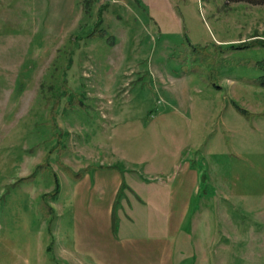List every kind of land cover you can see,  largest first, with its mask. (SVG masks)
I'll return each mask as SVG.
<instances>
[{
  "label": "rangeland",
  "instance_id": "obj_1",
  "mask_svg": "<svg viewBox=\"0 0 264 264\" xmlns=\"http://www.w3.org/2000/svg\"><path fill=\"white\" fill-rule=\"evenodd\" d=\"M63 1L0 0V264H264V4Z\"/></svg>",
  "mask_w": 264,
  "mask_h": 264
},
{
  "label": "crops",
  "instance_id": "obj_2",
  "mask_svg": "<svg viewBox=\"0 0 264 264\" xmlns=\"http://www.w3.org/2000/svg\"><path fill=\"white\" fill-rule=\"evenodd\" d=\"M84 0H68V5L71 6L72 8L74 7L75 11H73L74 13V19L73 22L76 23V26L78 29H80V23H81V17L82 15L84 14V8H83V2ZM31 2H33V4H36V5H39L41 0H31ZM60 2H62V0H55V3L59 4ZM63 2H66V0H64ZM136 2L139 3V0H136ZM96 8H98V6L96 5L95 6ZM63 29L61 30V33H62ZM73 31V30H72ZM116 44H114L115 46ZM136 179H139V178H136ZM141 179V178H140ZM119 182V181H118ZM119 184V183H118ZM126 184V190L127 192H125V194H127V197L130 195V194H133L135 196H137L139 198V196H141L139 194V180H134L132 181V183H128L127 181H124V182H121L120 184V187L118 189V185L116 186L115 188V194L118 195L119 191L121 190V187L122 185ZM110 213H113V210L110 209L109 210Z\"/></svg>",
  "mask_w": 264,
  "mask_h": 264
},
{
  "label": "trees",
  "instance_id": "obj_3",
  "mask_svg": "<svg viewBox=\"0 0 264 264\" xmlns=\"http://www.w3.org/2000/svg\"><path fill=\"white\" fill-rule=\"evenodd\" d=\"M232 1H246V2H249V3H252V4H264V0H232ZM263 45H264V42H261ZM261 69L263 71L262 75L259 77V84L264 86V62L262 63L261 65ZM235 106L237 107V109H239L240 111H242L243 113H247V111L242 108L240 105L238 104H235ZM56 180H58V177L56 178ZM58 184V187L56 189L59 190V183Z\"/></svg>",
  "mask_w": 264,
  "mask_h": 264
}]
</instances>
